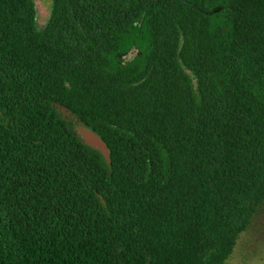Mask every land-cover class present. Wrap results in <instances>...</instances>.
Returning <instances> with one entry per match:
<instances>
[{
  "label": "trees",
  "instance_id": "trees-1",
  "mask_svg": "<svg viewBox=\"0 0 264 264\" xmlns=\"http://www.w3.org/2000/svg\"><path fill=\"white\" fill-rule=\"evenodd\" d=\"M262 204L264 0H0V264H226Z\"/></svg>",
  "mask_w": 264,
  "mask_h": 264
},
{
  "label": "rangeland",
  "instance_id": "rangeland-1",
  "mask_svg": "<svg viewBox=\"0 0 264 264\" xmlns=\"http://www.w3.org/2000/svg\"><path fill=\"white\" fill-rule=\"evenodd\" d=\"M38 9V24L46 23L51 0H33ZM135 54L131 50L124 60ZM226 264H264V204L255 212L246 228L239 234Z\"/></svg>",
  "mask_w": 264,
  "mask_h": 264
},
{
  "label": "water",
  "instance_id": "water-1",
  "mask_svg": "<svg viewBox=\"0 0 264 264\" xmlns=\"http://www.w3.org/2000/svg\"><path fill=\"white\" fill-rule=\"evenodd\" d=\"M79 132L81 134V137L85 140L86 143L90 144L91 146H94L101 150V152L107 156L108 150L107 146L103 143V141L92 131L80 127Z\"/></svg>",
  "mask_w": 264,
  "mask_h": 264
}]
</instances>
